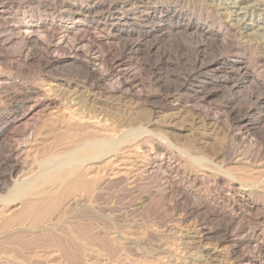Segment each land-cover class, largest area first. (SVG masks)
I'll return each mask as SVG.
<instances>
[{
	"label": "bare ground",
	"instance_id": "1",
	"mask_svg": "<svg viewBox=\"0 0 264 264\" xmlns=\"http://www.w3.org/2000/svg\"><path fill=\"white\" fill-rule=\"evenodd\" d=\"M129 3L121 4L123 11L119 15L113 13L111 16L109 14V16L103 17L102 14L98 17H92L90 15L92 6L79 5L76 6L75 13L70 15V21L68 23L57 22L54 18L47 21L41 17L38 20L25 18L15 19L12 17L8 24L4 20H7L5 15L10 13V6L2 3L0 4V47L15 43L16 41L19 47L15 54H0V62L8 64L15 63L19 67L20 62L25 63L29 59H33L41 62L42 66H50L51 63L59 61L60 57L53 56L50 60L42 62L44 53L37 47L43 45L46 50L48 48L58 49L68 42V38L73 40L71 52L81 56V45L91 43V39L96 34L101 36L99 34L104 33L103 30L105 31L104 28L108 23V32L105 31L106 40L112 42L121 36L123 38H120L123 42V49L130 51L133 49L139 50L141 44L145 42L144 40L153 37L154 40L152 42L147 45V42L144 44L146 45V51L150 52L155 49L154 51H157V55L160 56L159 59L163 60L162 58L165 52L157 49L156 43L165 40L173 27L170 24L168 26L160 24L159 27L157 26L158 28L155 31L156 35L154 36L151 34L154 31H135L134 27H120V22L125 24L130 22L129 20L133 21L138 17L137 12L131 9V7H126L130 5ZM51 5V3H45V6ZM106 8L114 11L118 9V6L116 3H109ZM162 11H165L164 5L154 4L151 7L144 8L139 14L146 13L154 16ZM88 17H91V20H88ZM4 24L7 26H4ZM140 24L142 23L140 22ZM198 24L187 22L184 28L190 31L195 37L197 36L199 38L205 35L213 38H210L211 42H214L216 39L226 40L224 34L207 31L208 29L205 30ZM51 39L54 40L52 45L50 44ZM253 39L255 40L256 38L254 37ZM201 47L202 45L197 41L192 44L193 53L190 71L186 76H189L191 72L200 74L207 68L213 69L214 71L218 70L216 69L217 66H215L217 63L207 64L202 61L203 55L201 54ZM233 49L237 50L238 48L235 47ZM82 56L81 58H83ZM89 58L94 62L100 60L98 55L89 56ZM120 61L117 60V63ZM249 65L245 62H238L234 65L236 68V78L229 82L226 77H218L215 81L213 80V84L216 86L229 84L232 96L226 101L227 113L232 118L233 116L235 119L237 118V123L240 126L239 130L243 134H245L246 130V134L250 132L252 137V135L260 132H258L259 129L262 130L263 128L260 125L257 128L251 127L252 124H248V122L252 119V121L256 119L260 121L263 118L258 113L262 110L264 93L255 94L256 96L252 94L255 97L251 98L253 99L251 103L248 101L249 105L238 103L237 93L250 79ZM86 72L89 77V83H85L88 85L86 87L87 89L82 86V89L85 90L84 97L78 93L77 86H72L73 90L71 92L65 87L66 89H64L66 91L68 90V93L63 90L65 94H62L63 91L60 88L57 89L56 87L57 90L54 92L55 87L52 88L50 85L46 86L41 84H28L26 86H22L21 84L19 90L10 91V87L17 83L9 78L0 76V99L5 102V106L0 109V147L11 135L13 136V132L17 127L22 128L28 136L32 133L35 136L34 140L39 135L44 136L52 133V136L54 134L53 132L58 131V136L55 134L48 139L52 138L55 140L58 138L55 141H58L60 146L59 152H52L49 149L53 147L46 145L49 142H45L48 154L44 157V162L36 170L33 168L34 164L30 162V151L27 149L25 143V145H21L7 141L4 147L2 149L0 148V165H7L9 167V173L0 174V176H15L13 177L14 179L9 178L12 183H8L7 181V183L0 184V245L3 243L13 244L14 242L22 241L33 246V254L31 255H19L16 253L15 248L0 247V264H51L48 262L34 261L32 260V256L52 254L57 249L61 250V252L63 251L62 253L66 255L76 256L77 251L80 252L83 250H80V244H87V246L85 245L87 248L84 247V249L86 248L88 250L85 255L88 256L86 259L91 263L98 261L101 264H109L112 261L120 260V255L122 254H118L120 249H117L119 252L115 249L118 255L113 249L117 246V243L127 240L130 241L129 239L132 234L129 236L123 233V230H119L117 226L111 225L106 221L98 220L101 219L99 217L98 219L92 216L87 217V214L86 216L83 215V210L85 208L87 209L90 203L97 200V197H100L101 189L103 190L104 186L109 187L115 182L119 184L124 182L135 184L139 180H144L146 182L145 184L154 183L156 188L154 195L156 197L158 196L162 199L165 205L169 204L167 200H173L174 206L171 207L169 205L170 208L175 207L181 210L183 215L186 216L195 215L200 225H203L209 220H214L216 225L213 228L214 230H211L212 237L214 236L218 240L224 239L228 242L229 249L227 250L230 253L233 263L256 264L254 260H251L245 255L242 249L246 243L252 241L260 245L258 243L262 233H258V231L252 229L250 239H246V236L242 237L241 235L246 233L247 228L244 224L245 222L242 223L238 220L241 213L238 214L237 210L239 208L235 207L240 198L243 199L247 194L252 193V191L255 192V190H258L259 193L262 189L264 190V174L252 173L251 175H247L245 166L241 167V164H246V161L254 163L255 158H257L255 154L237 149L234 145L222 148L221 154L223 155V160L220 161L216 160V157L208 158L201 152L194 150L192 152L188 149L190 143L188 146H177L172 142L171 139L174 136L179 137V134L184 135V132L181 133L182 131L177 130L175 124L171 123L172 120L170 122L168 121V123H163L156 116L153 117L154 115H152V118L149 117L146 120L147 125L143 123L136 124L134 121L136 118L134 120L132 118L133 121L129 122L127 120L128 118L123 117L120 118L119 122L117 120L118 117H116V121H111V117L109 121L105 115L102 116L103 118L105 117L104 120L102 119L103 121H95L97 117L96 114L93 115V112L96 111L95 104L98 103L100 108L102 106H113L115 102L120 103L122 100L125 102V97L129 94L130 86L124 79H118L115 84L111 83L113 85L109 89H104L99 79L98 64H87ZM250 81H253V83L256 82V76H251ZM258 85H260L259 82ZM96 88L98 90L103 89V91H100V94L103 92L102 96L104 98L97 96V92L93 91ZM117 93L119 94L116 95ZM210 95L211 90L202 92L200 97L202 100H207ZM135 97L137 99L142 98L141 95ZM241 98L243 97L241 96ZM142 99L147 100V97ZM123 107L125 106L123 105ZM43 111L44 113H42ZM112 113L114 112H108V115ZM118 113L115 114L117 115ZM159 119H162L161 116ZM215 119L217 120V117ZM260 134L263 136L262 133ZM208 135L210 139L215 137L213 133ZM208 140V137L203 138L205 143ZM28 141H30V138L27 137L26 142ZM253 141L255 142L256 140ZM186 162H190L192 169L188 173H182L179 168L180 164H185ZM234 164L238 166L237 169L233 167ZM173 173L182 176V178L188 176V179L192 176V182H196L198 180L197 176L199 175L216 176L215 178L218 180L225 179L227 183L226 188H228L226 191L229 192V196L232 194L233 196L230 200H227V204L219 206L216 201L203 198L192 189L186 190L180 187L170 177L173 176ZM161 180L163 181L161 182ZM177 192L185 198H194V205L176 198L175 194ZM262 192L264 193V191ZM152 197L155 198V196ZM145 199L147 198L145 197ZM146 201L149 200L147 199ZM18 204L21 207H17L18 209H16L15 206ZM144 204L146 203L144 202ZM250 204L254 208L255 203L250 202ZM235 223L238 224V227L234 233H230L228 228ZM207 229L209 231L210 228ZM204 236L205 232L199 227L194 237L200 239ZM251 238L254 240H251ZM183 240L185 239L183 238ZM52 243L56 244V246L59 244L60 246H57V249L51 248L49 244ZM187 243L184 244L191 248V245L195 244L196 247V244H200V241H187ZM96 245L105 248L104 250L110 251V255L107 254L109 256H106L103 253H95L96 250L94 248ZM198 247L200 246L198 245ZM203 247L206 246L203 245ZM120 248L122 249V247ZM205 250L204 254L212 259H215L222 252L216 248L211 249V247H207ZM108 251L106 253H109ZM261 252L264 255V252ZM227 258H229V255ZM215 264H217V261Z\"/></svg>",
	"mask_w": 264,
	"mask_h": 264
},
{
	"label": "rangeland",
	"instance_id": "2",
	"mask_svg": "<svg viewBox=\"0 0 264 264\" xmlns=\"http://www.w3.org/2000/svg\"><path fill=\"white\" fill-rule=\"evenodd\" d=\"M125 1L126 0H0V4L3 3L10 6V13L5 15L7 20H4L7 24L10 23L9 20L12 17L15 19L25 18L31 20H38V18L41 17L47 21L54 18L57 22L68 23L70 21V15L75 13V8L79 5L92 6V11L90 13L92 17H98L102 14L103 17L109 16V14L111 16L113 13L119 15V13L123 11L121 6L124 3L130 2V5L126 7H131V9L137 12L138 17L133 21L129 20L130 22L125 24L120 22V27H134L135 31H154V33H151L153 36L156 35L155 31L160 24H164L165 26L170 24V26L173 27V29L169 31L170 34L167 35L165 40L156 43V48L165 52L162 58L163 60L159 59L160 56L157 55V51H154L155 49L150 52L146 51V45L154 40L153 37L147 38V41L144 40L145 42L141 44L139 50L133 49L130 51L123 49V42L121 41L123 38H121V36L119 39L112 42L106 40L105 33L108 32L109 23L104 28L106 32L103 30L104 33L99 34L101 36L96 34L95 37L91 39V43L83 44V46L81 45L80 54L81 56L84 55L82 56L83 58L71 52L73 40H70L69 38L68 42L58 49L48 48L46 50L43 45L38 46L37 48L44 53L42 56V62L50 60L53 56L60 57L59 61L55 62L56 64L51 63L50 66H42V63L38 60L29 59L25 63L20 62L19 67L15 63L8 64L0 62V76L9 78L17 83L16 85L11 86L9 90H19L21 84L22 86L28 84H41L46 86L50 85L52 88L55 87L54 92L59 88L62 91L68 88L71 92L73 87L77 86L78 93L80 96L84 97L85 90L82 89V86L86 88L88 85L85 83H89L86 65H91L93 63L98 64L99 79L104 89H109V87L115 84L118 79H124L127 84L129 83V94L131 95L128 94L126 96L127 98L125 97L126 103L122 100L123 102H115V105L113 104V106H102L100 108L98 103L95 104L94 107H96V111L93 112V115L96 114L97 117L99 116L98 118L96 117L97 119L95 118V121H103L105 117L106 119L108 118L109 121L111 120V117V121H116V117H118L117 120L119 121L120 118L125 117L128 118L127 120L129 122H132L134 118H136L134 120L136 124H146V120L149 117L152 118V115H154L153 117L156 116V118L163 123H168V121L170 122V120H172L171 123L175 124L177 130H180V132L182 131L181 133L184 132V135L179 134V137L174 136L171 139L177 146H188L190 143L188 146L190 151L193 152L194 150L201 152L208 158L216 157V160L220 161L223 160V155L221 154L222 148L234 145L237 149L242 151H249L248 153L253 152L255 157H257H254L256 159V162L254 161V163L246 161V164H241V167L245 166V172L247 175H251L252 173L264 174V100L262 110L258 113L263 118H261L260 121L257 119L252 121V119V122H248V124H252L251 127L257 128L260 125L263 128L262 130H258V132H260L256 134L257 136L252 135L251 137L250 132H248L247 134L249 135L247 137L246 130L245 134L239 130L240 126L237 123V118L235 119L234 116L232 118L227 113L226 101L232 96L229 84L221 86L213 84L218 77H226L229 82L236 78V68L234 65L238 62H245L248 65L250 64V79L251 76H256L257 81L253 83V81L251 82L249 79L248 82H246L247 84H245L246 86H243L244 89L242 87L239 89V92L237 93L238 103L240 102L239 104L249 105V102L251 103V100H253L251 99L252 97L254 98L257 94L264 93V0ZM153 2L156 5H164L165 11L157 13V16H152L146 13L139 14L144 8L153 6ZM45 3H51L52 5L45 6ZM109 3H116L118 9L114 11L108 10L106 6ZM87 19L91 20V17H88ZM186 21L199 23L198 25L205 30L208 29L207 31L224 34L226 40L216 39L214 42H211V37L209 36L204 35L199 38L197 36L195 37L190 31L184 28L185 23H187ZM140 22L142 24H140ZM4 26L7 25L4 24ZM254 37L256 38L255 40L253 39ZM196 41L202 45L200 49L202 52L201 54L203 55L202 61L207 64L217 63V65H214L217 66L216 69L218 70L214 71L213 69L207 68L200 74L191 72L189 76H186L190 71L193 53L192 44ZM53 43L54 40L51 39L50 44L52 45ZM145 43L146 45H144ZM18 47L19 44L17 41L4 47H0V54H15ZM235 47L238 49H233ZM97 55L100 57V60L98 61L94 62L89 58V56L92 57ZM117 60L121 61L117 63ZM258 82L260 85H258ZM62 86L63 88H61ZM210 90V97L207 100H202L200 97L202 92ZM67 91L65 90V92ZM93 91L97 92V96L104 98V96H102L103 92L100 94V91H103V89L98 90L96 88V90L94 89ZM131 92L133 94L141 95L142 98L147 97V100L142 98L137 99L135 97L137 95L134 94L133 96ZM62 94H65L64 91ZM118 94L119 93L116 95ZM252 94L256 95L253 96ZM241 96L243 98H241ZM4 103L5 102L0 99V109L5 106ZM90 104L92 103L90 102ZM123 105L125 107H123ZM128 108L131 111H129ZM107 111L114 113L108 115ZM117 112L119 113L116 115L115 113ZM42 113H44V111ZM123 114L125 115L123 116ZM104 115L105 117L103 118L102 116ZM160 116L162 119H159ZM216 117L217 120L215 119ZM164 118L167 122L163 120ZM53 133L52 136L55 134L58 136L59 132L55 131ZM212 133L215 137L210 139L208 134ZM260 133H262L263 136ZM51 134L52 133L44 136L39 135L35 141V136L32 133L28 136V134L24 133L22 128L17 127L13 132V136L11 135L5 142H3L0 148L2 149L7 141L13 144H26L27 149L30 151V162L34 164L33 168L36 170L37 167L44 162V157L48 154L45 142H49L46 145H51V147H53L50 148L49 151H60L59 142L55 141L58 140V138L55 140L51 138L52 141L51 139H48L52 137ZM27 137L30 138V141L28 142H26ZM205 137L209 138L207 143L203 141V138ZM253 140L256 141L254 142ZM50 142L52 143L50 144ZM218 150L219 152H217ZM233 167L237 169L238 166L234 164ZM179 168L180 172L188 173L190 172V169H192V166L190 162H186L185 164L181 163ZM8 173L9 167L7 165H0V174ZM13 177L0 176V180H2L0 184L4 182L7 183V181L8 183H12L9 178L14 179ZM170 177L180 187L186 190L192 189L197 194L201 195V197L216 201L219 206L227 204V200H230L233 196V194L229 196V192L226 191L228 189L226 188V180H218L215 178L216 176L199 175L197 176L198 180L196 182H192V176L188 179V176L182 178V176L173 173V176ZM162 181L163 180H161V182ZM117 183H112L113 185L111 184L109 187L104 186V191L101 189L100 197H97V200L90 203L88 205L89 207L87 206L88 210L86 208L84 209L86 212L83 210V215L86 216L87 214V217L92 216L95 218L97 217V219L99 217L101 219L98 220L106 221L111 225L117 226L119 230H123V233L128 234L129 236L132 234L129 239L130 241L127 240L117 244L114 243L117 245V248L113 246L115 247L113 251L117 254V249H120L118 254H122L120 255V260L112 261L109 264H114L115 262V264H215L216 261L217 264H235L232 262L230 253H228L227 250L229 249L228 242L224 239L218 240L214 236L212 237L211 230H214L213 228L216 225L214 220H209L203 225H200V222L195 215H192L193 217L186 216L183 215L181 210L175 207L170 208L169 205H171V207L174 206L173 200H167L169 204L165 205L162 202V199L154 195L156 189L154 183L145 184L146 182L144 180H139L135 184H129L127 182L120 184ZM262 191L264 190L262 189ZM262 191H259V193L258 190H255V192L252 191V193L249 192L250 194H247L243 199L240 198L235 205L236 208H239L237 213H241L238 220L242 223L245 222L244 224L247 228V234L244 233L241 236H246V239H250V232L252 229L258 231V233H262L258 243L260 245H257L252 241L246 243L242 249L245 255L251 260H254L256 264H264V255L261 252H264V193ZM176 194V198L194 205V198H185L178 192ZM152 196H155V198ZM145 197L149 201H146L147 199H145ZM144 202L146 204H144ZM250 202L255 203L254 208L251 207L252 204L249 205ZM17 207H21L20 204L15 206L16 209H18ZM199 227L203 229L205 236L197 239L194 236ZM237 227L238 224L235 223L228 229L230 233H234ZM207 228H210L209 231H207ZM183 238L185 240H183ZM251 240L254 239L251 238ZM187 241H200L201 245L199 243L196 244V247L195 244L191 245V250L190 247L185 245ZM202 243L206 247H203ZM27 245L28 244L23 243L22 241H17L13 244L3 243L0 247L15 248L16 253L19 255L33 254V246ZM49 245L54 249H57V246H60L59 244L56 246L54 243ZM85 245L87 246V244L79 245L80 250H83L80 252L77 251L76 256L66 255L65 253H62L63 251L61 252V250L57 249V251L52 254H40V256L33 255L32 260L48 262L51 264H101L98 261L91 263L86 259L88 256L85 254H87L88 250H86L87 247ZM198 245L200 247H198ZM118 246L122 247V249ZM84 247L86 248L84 249ZM183 247L187 248L185 249ZM207 247H211V249L216 248L225 253L221 252V254L216 257L217 259H212L204 254ZM94 249L96 250L95 253H103V255L106 256L110 255V251L104 250L105 248H102L101 246L96 245ZM107 251L109 253H106ZM228 255L229 258H227Z\"/></svg>",
	"mask_w": 264,
	"mask_h": 264
}]
</instances>
